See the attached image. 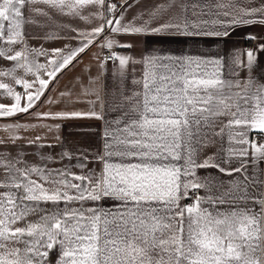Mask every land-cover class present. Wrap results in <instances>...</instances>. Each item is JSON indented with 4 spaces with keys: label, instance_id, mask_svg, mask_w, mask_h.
<instances>
[{
    "label": "snow or ice",
    "instance_id": "snow-or-ice-1",
    "mask_svg": "<svg viewBox=\"0 0 264 264\" xmlns=\"http://www.w3.org/2000/svg\"><path fill=\"white\" fill-rule=\"evenodd\" d=\"M37 5L84 20L100 17L104 23L90 32L79 31L86 39L80 47L67 53L54 49L59 60L38 64L36 58L47 52L30 48L24 38V26L34 23L35 15L49 16ZM104 5L105 0H0V58L12 62V67L0 69V89L15 101L11 106L0 104V117L28 113L49 83L40 77V70L51 66L47 75L55 77L92 43L90 37L104 32L105 24H113L101 11ZM115 8L109 5L108 11ZM240 12V19L231 23H264L244 18L264 16V5L240 6ZM115 23L119 26L110 31L117 34L171 28L183 35L201 34L194 31L197 24L187 21L183 26L167 23L154 28L147 21L141 26L121 24L120 19ZM113 43L108 40L106 46ZM246 57V64L240 55L233 63L251 72L256 55L249 50ZM113 58L122 70L130 62L141 63L143 73L132 80L136 88L116 106L121 115L106 122L104 154L97 157L104 161L99 174L93 170L75 174L69 167L45 169L28 165L22 154L0 153V264H53V253L54 264H264L258 255L264 251V171L248 172L249 162L256 166L264 160V84L256 85L251 76L245 81L223 79L216 69L219 61L158 55L141 61ZM26 75L33 77L32 82ZM8 78L11 83L4 82ZM121 78H126L123 71ZM37 81L35 93L27 91L22 106L23 97L13 86L31 90ZM57 115L103 119L94 110ZM254 130L259 142L249 138ZM217 138L218 152L201 158ZM234 162L238 166H221ZM75 166L83 169L86 163L78 161ZM209 167L227 176L239 173L240 178L230 180L224 189L222 181L197 175ZM200 189L204 196L197 194ZM193 197L191 204H181ZM103 199L113 204L102 207ZM250 201L259 205V212L248 207ZM89 202L93 206L86 207Z\"/></svg>",
    "mask_w": 264,
    "mask_h": 264
},
{
    "label": "crops",
    "instance_id": "crops-1",
    "mask_svg": "<svg viewBox=\"0 0 264 264\" xmlns=\"http://www.w3.org/2000/svg\"><path fill=\"white\" fill-rule=\"evenodd\" d=\"M217 3L232 4L235 7L218 8ZM112 4L116 5V8L109 12L108 6ZM261 5H264V0H105L101 11L107 19L113 20V24H105L104 32L90 37L92 43L85 47L83 52L77 53L72 62L61 68L55 77L47 75V72L52 70L51 66L46 71L40 70V77L48 80L49 83L28 113H17L13 117H0V140L5 141L0 144V153L11 156L22 154V159L28 165L45 169L69 167L70 171L75 174H87L89 170L99 174L104 161L97 157L104 154V134L108 129L106 122L114 121L121 115V110L116 106L122 102L124 96L130 95L136 88L132 80L139 79L143 73L141 63L130 62L122 70L118 59L106 61L109 54L135 61H141L153 55L219 61L216 69L223 79L245 81L251 76L256 85L264 84V50L260 49V45H264V23H231L233 19H240L242 15L240 6L260 7ZM37 7L47 11L49 16L35 15V22L24 26V38L30 48L43 49L47 52V56L41 55L36 58L38 64H47L50 59L59 60V54H55L54 49H61L63 53H67L69 50L80 47L86 43V39L79 35V31L90 32L91 29L104 23L100 17H89V20H84L71 15L55 13L44 5H37ZM225 11L229 12L228 16L223 15ZM244 18L259 21L264 19V16L256 14ZM116 19H120L121 24H135L136 26H141L147 21L149 28L167 23L183 26L187 21L190 25L197 24L198 28L194 31L201 34L183 35L176 28L167 29L161 33L149 31L141 34L123 32L117 34L110 31L111 27L119 26L115 23ZM73 29L78 31H73ZM217 31H227L228 35L203 34ZM108 40L114 41L111 48L106 46ZM249 50L256 55L251 72L246 67L238 68L233 63L234 57L240 55L246 64V53ZM10 67H12V62L0 58V69ZM122 71L126 77L124 79L121 78ZM233 72H238V76L233 75ZM18 73L24 75L22 70H18ZM25 78L30 82L33 80L31 75H26ZM4 82L11 83V78L4 79ZM38 86V81L31 90L24 89L22 85L13 86L16 92H24L21 94L22 106L27 103L25 93L27 91L35 93ZM89 101L94 103H89ZM13 103H15L14 99L7 95L6 90L0 89V104L11 106ZM93 110L101 114L103 119L90 116L57 115L72 112L86 113ZM40 113L52 115L41 117L38 115ZM8 125H23L24 127L8 128L6 127ZM255 136H260L257 131L249 133L250 139L253 140ZM12 137H15L14 141ZM30 141L34 143H29ZM224 143L227 147L226 139ZM219 147L220 142L217 138V143L206 148L201 153V158L216 154ZM63 153H68L71 158L69 156L62 158ZM43 157L51 159L45 160L42 159ZM78 161L85 162L86 167L83 169L76 167ZM221 166L236 167L238 164L234 162ZM253 171H264V160L256 166L249 162L248 172L251 174ZM197 175L202 179L208 177L217 183L222 181L224 189L228 187L230 180L240 178L239 173L227 176L211 167L199 169ZM2 178L3 172L0 170V179ZM32 178L38 179L35 175ZM45 186L48 185L45 184ZM197 194L204 196L206 193L204 189H200ZM193 199L194 197L184 199L181 204H191ZM112 204L111 199L99 201V205L105 208ZM90 206H93L91 202L86 205V207ZM243 206L241 204V207ZM48 207L51 206L48 205ZM248 207L259 212L258 204L250 201ZM261 247L264 248V244ZM258 255L264 261V251ZM51 259L54 264L56 259L54 253Z\"/></svg>",
    "mask_w": 264,
    "mask_h": 264
},
{
    "label": "built area",
    "instance_id": "built-area-1",
    "mask_svg": "<svg viewBox=\"0 0 264 264\" xmlns=\"http://www.w3.org/2000/svg\"><path fill=\"white\" fill-rule=\"evenodd\" d=\"M248 49L250 48L249 46L247 47ZM114 56H113V54H109L107 57H106V61H113L114 60V58H113ZM21 94H23L24 92L22 91V92H20ZM253 140H256V141H260V136H255L254 138H253Z\"/></svg>",
    "mask_w": 264,
    "mask_h": 264
}]
</instances>
